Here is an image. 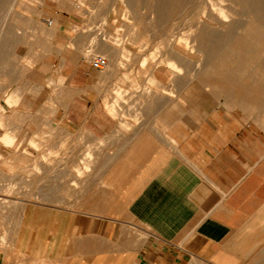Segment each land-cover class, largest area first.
Returning a JSON list of instances; mask_svg holds the SVG:
<instances>
[{
  "label": "rangeland",
  "instance_id": "374dc122",
  "mask_svg": "<svg viewBox=\"0 0 264 264\" xmlns=\"http://www.w3.org/2000/svg\"><path fill=\"white\" fill-rule=\"evenodd\" d=\"M154 1L0 0L3 264H62L60 239L55 236L52 215L38 214L37 205L43 199L28 195L36 194L42 180L54 174H76L79 191L90 175L104 168L100 161L118 152L115 147L107 150L105 142L99 145L97 140L91 143L84 135H69L53 125L51 118L38 117L34 112L56 108L54 101L66 82L61 77L69 72L58 66L76 56L74 51L86 63L96 56L108 60L107 70L92 71V75L110 83L104 92V106L125 121L121 130L146 121L150 103L156 97L152 96L157 95L170 102L172 99L177 105L188 98L190 109L234 111L238 121L264 133V0H259L258 9L249 6L255 0H189L181 12L176 8L179 0H165V8ZM210 4L222 5L231 28L228 33L222 32L223 35L204 42L200 27L209 22ZM199 51L205 60H210L205 62L206 67L205 63L197 67L176 60L183 68L179 74L168 64L176 54L185 53L197 59ZM219 68H223L222 72ZM5 134L13 137V145L3 143L1 138ZM87 151L93 154L92 167L83 169L82 176L77 177L76 170L83 167L80 162ZM69 159H76L77 165H55L58 160ZM35 166H39V171Z\"/></svg>",
  "mask_w": 264,
  "mask_h": 264
},
{
  "label": "crops",
  "instance_id": "0c3cea01",
  "mask_svg": "<svg viewBox=\"0 0 264 264\" xmlns=\"http://www.w3.org/2000/svg\"><path fill=\"white\" fill-rule=\"evenodd\" d=\"M74 52L58 66L69 72L56 108L34 112L118 152L79 191L76 174H54L28 195L43 199L38 214L52 215L62 264H264V133L234 111L157 95L146 121L121 130L125 121L104 106L110 83Z\"/></svg>",
  "mask_w": 264,
  "mask_h": 264
},
{
  "label": "bare ground",
  "instance_id": "6f19581e",
  "mask_svg": "<svg viewBox=\"0 0 264 264\" xmlns=\"http://www.w3.org/2000/svg\"><path fill=\"white\" fill-rule=\"evenodd\" d=\"M157 2H158V4L160 5H163L162 3L165 1V0H156ZM156 1H154L155 2V4H156ZM169 0H167V2H168ZM171 1V0H170ZM189 0H179V6H177L176 5V8L177 7H179V9H180V12H181V8H182V6H183V4L184 3H186V2H188ZM194 0H192L191 2H193ZM197 1V0H196ZM174 2H176L177 3V1H174ZM174 2L172 3V4H174ZM248 2V1H247ZM250 2V1H249ZM259 0H255V1H251V3H250V5L249 6H252V8H256V9H258V7H259ZM171 3H169V4H171ZM187 4V3H186ZM160 5V6H161ZM165 5V4H164ZM164 5H163V7H164ZM168 5V4H167ZM175 5V4H174ZM194 5V4H193ZM211 5V4H210ZM157 6V5H156ZM160 6H159V8H160ZM158 7V6H157ZM168 7V6H167ZM129 8V7H128ZM155 8V7H154ZM162 8V7H161ZM160 8V9H161ZM165 8V7H164ZM164 8H162L163 9V11H164ZM168 8H170V6L168 7ZM176 8H173V9H176ZM211 8H212V10L210 11L211 12V17H210V19H209V22L207 21V22H204V23H202V25H201V27H200V30H202L201 31V38H202V41H204L205 42V40L207 41V39H209L210 37H212V36H221V35H223L222 34V32H229L230 31V28H231V25L230 24H228V17L229 16H227V13H226V10H224V8L222 7V5H214V4H212L211 5ZM251 8V7H250ZM136 9V8H135ZM184 9V8H183ZM186 10V9H185ZM254 10V9H253ZM173 11V10H172ZM157 12V11H156ZM159 12H162V11H158L157 13L159 14ZM178 12V11H177ZM163 16V15H162ZM156 17H157V14H156ZM158 17H160V16H158ZM163 19V18H162ZM158 20H161L160 18H157V21ZM156 21V22H157ZM165 24V23H164ZM158 25V24H157ZM161 25V24H160ZM255 25V24H254ZM197 30H199V29H197ZM199 30V31H200ZM164 34V33H163ZM261 37V36H260ZM196 39H198V38H196ZM195 39V40H196ZM212 39H213V37H212ZM201 40V39H200ZM209 40H211V39H209ZM214 40V39H213ZM217 40V39H216ZM199 41V40H198ZM201 41V42H202ZM251 41V40H250ZM208 42V41H207ZM243 42V41H242ZM248 42V41H247ZM196 43V42H195ZM199 43V42H198ZM226 43V42H225ZM244 43H245V41H244ZM249 43V42H248ZM248 43H246L245 45L247 46V44ZM250 44V43H249ZM105 46H107V45H105ZM213 46V45H212ZM102 47V46H101ZM226 47V46H225ZM248 47V46H247ZM247 47H246V49H247ZM103 48V47H102ZM108 48V47H107ZM216 48V47H215ZM238 48V47H237ZM104 49V48H103ZM202 49V48H201ZM239 49V48H238ZM245 49V48H244ZM245 49V50H246ZM200 50V49H199ZM203 50V49H202ZM201 50V51H202ZM213 50V49H212ZM194 51V50H193ZM196 51H198V50H196ZM201 51H199V52H196V53H198L200 56H198V58L196 59H192V55H191V58L190 57H188V56H185V53L182 55V54H176V55H174V53L172 54V55H174L175 57L173 58V56H171L172 58H170L169 60H168V64H169V66H171L172 68H174V69H176L177 70V73H179V74H181L182 73V66L181 65H178V63H177V61L176 60H178L179 61V64L180 63H182L183 62V64L184 63H187L188 65L189 64H195V65H197V67H200L202 64H204L205 62H210V60L208 61V59L207 60H205L206 59V57H205V59L203 58V52H201ZM205 51V50H204ZM208 51V50H207ZM240 51V50H239ZM119 52V51H118ZM195 52V51H194ZM210 52V51H209ZM242 52H243V50H242ZM192 53V51H190L189 52V54H191ZM218 53V52H217ZM220 53V52H219ZM234 53H236V52H234ZM195 54V53H194ZM211 54V53H210ZM211 55H213V54H211ZM240 55V54H239ZM193 56H196V54L195 55H193ZM208 56H210V55H208ZM215 56H217V55H214V57ZM228 56V55H227ZM226 56V57H227ZM249 56H250V54H249ZM248 56V57H249ZM263 56V55H262ZM110 57V56H109ZM197 57V56H196ZM223 57H224V55H223ZM246 57V56H245ZM212 58H213V56H212ZM235 58V57H234ZM233 57H232V59H234ZM236 58H237V56H236ZM241 58V57H240ZM118 59V58H117ZM198 59L200 60V59H202V61H199V63H197L198 62ZM221 59H222V57H221ZM220 59V60H221ZM245 59V58H244ZM249 59H251L250 57H249ZM212 61V60H211ZM245 61V60H244ZM213 62V61H212ZM230 63H231V61H230ZM242 63V62H241ZM212 64V63H211ZM239 64V63H238ZM243 64V63H242ZM216 65V64H215ZM222 65V64H221ZM220 65V66H221ZM240 65V64H239ZM109 67V66H108ZM205 67H206V63H205ZM211 67V66H210ZM190 69V68H189ZM223 69V68H222ZM221 69V70H222ZM28 70V69H27ZM176 70H175V72H176ZM204 70V69H203ZM218 70H220V68L218 69ZM220 70V71H221ZM210 71V70H209ZM23 72V71H22ZM214 72V71H213ZM222 72V71H221ZM27 74V73H26ZM203 75V74H202ZM217 75V74H216ZM220 75V74H219ZM226 75V74H225ZM204 76H206V74L204 75ZM213 76V75H212ZM215 76V75H214ZM218 77V76H217ZM201 78H202V76H201ZM204 78V77H203ZM207 78V77H206ZM205 78V79H206ZM221 78V77H220ZM223 78V77H222ZM213 79H214V77H213ZM219 79V78H218ZM209 80V79H208ZM210 80H212V79H210ZM246 90L247 89H245V92H246ZM257 90V89H256ZM251 92V91H250ZM150 93V92H149ZM244 93V92H243ZM147 94H148V92H147ZM258 94V93H257ZM152 95V94H151ZM247 96V95H246ZM153 97V96H152ZM260 97V96H259ZM250 98H252V96L250 97ZM258 100V99H257ZM254 101H256V100H254ZM3 122V121H2ZM0 124H1V122H0ZM3 124V123H2ZM3 126V125H2ZM6 126V125H5ZM0 127H1V125H0ZM6 133V132H5ZM7 134V133H6ZM4 135V137H2L1 139H2V141H3V143H5V145H10L11 144V141H13L12 139H13V137H10V136H7V135ZM13 135V134H12ZM33 143V142H32ZM101 143V142H100ZM11 145H13V144H11ZM36 145V144H35ZM41 145V144H40ZM99 146V145H98ZM38 147V146H37ZM39 149V148H38ZM52 149V148H51ZM89 153V152H88ZM87 153V158L88 157H90L89 156V154ZM92 153V152H91ZM50 154H52V153H50ZM92 155V154H91ZM86 156V155H85ZM59 157V156H58ZM92 157V156H91ZM47 159V158H46ZM42 160V159H41ZM86 161V160H85ZM87 161H88V159H87ZM58 162V161H57ZM90 162V161H89ZM42 163V162H41ZM45 163V162H44ZM88 163V162H87ZM89 164V163H88ZM35 165H36V163H35ZM88 166V165H87ZM37 167H39V166H37ZM37 167L35 166V168L37 169ZM52 167V166H51ZM34 169V168H33ZM39 169V168H38ZM37 169V170H38ZM42 169V168H41ZM36 170V171H37ZM39 171V170H38ZM33 172V171H32ZM45 172V171H44ZM39 174V173H38ZM51 174V173H50ZM36 198V197H35ZM41 199V198H40ZM4 205V204H3ZM4 212V211H3ZM5 239V238H4ZM5 241V240H4ZM23 258V257H22Z\"/></svg>",
  "mask_w": 264,
  "mask_h": 264
},
{
  "label": "built area",
  "instance_id": "2783aa9c",
  "mask_svg": "<svg viewBox=\"0 0 264 264\" xmlns=\"http://www.w3.org/2000/svg\"><path fill=\"white\" fill-rule=\"evenodd\" d=\"M89 63L91 68L96 72H104L109 66L108 60L103 56H96Z\"/></svg>",
  "mask_w": 264,
  "mask_h": 264
}]
</instances>
